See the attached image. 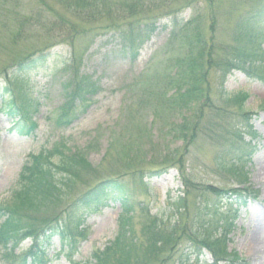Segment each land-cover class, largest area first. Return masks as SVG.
<instances>
[{"label": "rangeland", "instance_id": "obj_1", "mask_svg": "<svg viewBox=\"0 0 264 264\" xmlns=\"http://www.w3.org/2000/svg\"><path fill=\"white\" fill-rule=\"evenodd\" d=\"M130 1L112 0L115 11L101 15L92 24L75 15L60 0H0V75L15 63L41 51L57 53L60 65L52 64L47 71L49 76H37L29 83L35 86L33 96L41 91L40 99L44 103L34 135L9 132L11 121L0 112V202L10 197L29 154L51 149L61 140H67V148L72 151L75 147L83 150L97 168L93 175L85 177L84 182L89 187L99 178H116L119 174L130 183L144 174L149 177L157 170L172 167L151 180L149 193L139 190L133 195L136 213L132 226L140 240H145L141 229L150 218L140 212L141 208L149 207L153 214L170 216L172 202H176L184 190L181 177L192 180L195 185L188 200L189 211L182 215L194 214V206L202 200L200 194L206 193L203 198L214 201V195L208 193L204 184L225 190L240 185L219 162L228 158L232 136L237 129L243 127L244 130L246 118L235 105L226 102L221 93L228 91L234 95L246 91L250 97L245 110L254 112L251 123L262 136L253 162L249 164L250 183L260 194L242 209L230 236L229 250L239 252L248 264H264V83L234 72L224 85L220 64L200 65L210 57L220 61L222 54L230 56L241 43L235 39L236 35L244 30L251 37V32L257 29L264 32V0H144L146 6L140 12L124 15L122 8ZM171 11H176L180 20L195 17V21L174 36L168 16ZM151 21H156L159 28L136 61L129 59V53H112L124 49L121 30L125 29L126 34L129 30L137 33ZM116 22L120 25L118 31L111 28ZM248 23V27L245 26ZM165 25L168 26L163 27ZM90 29L93 31L87 33ZM255 36L257 34L251 39L246 37V42L254 43ZM262 44L264 47V40ZM72 56L77 60L76 71L64 67V62ZM182 59L192 61L195 75L192 78L198 85L193 94L197 99L191 103V109L182 115V109L177 110L178 113L175 110L163 112L152 103L139 105L147 95L143 89L149 82L167 98H172L176 91L186 90L181 82L176 84L178 76L181 80L186 75L180 69ZM84 73L95 76L103 89L85 112V104L75 103L80 118L74 124H58L62 107L79 92V89L71 90L77 85L73 77H83ZM225 86L227 91L223 90ZM208 87L212 89L209 97L213 105L206 107L202 105L200 93L208 91ZM86 89L83 88V92ZM70 115L77 114L73 110ZM195 124L198 125L196 130L191 131ZM85 190L86 187H81L72 200ZM119 211L120 203L112 202L111 207L101 213H88L83 224L88 236L81 240L74 260L58 251L49 264H86L83 261L94 248H102L114 239ZM172 219H177V215ZM187 237L192 240V236L183 235L180 251L166 247L152 264H176L186 247L189 253L195 254L192 264H211V256L206 252L200 255ZM28 245L23 244V248Z\"/></svg>", "mask_w": 264, "mask_h": 264}, {"label": "trees", "instance_id": "obj_2", "mask_svg": "<svg viewBox=\"0 0 264 264\" xmlns=\"http://www.w3.org/2000/svg\"><path fill=\"white\" fill-rule=\"evenodd\" d=\"M60 1L74 12L75 15L80 18L82 17L86 21H90L92 24L97 22L102 16L111 14L115 11L116 7L112 0ZM153 1L154 0H151V2ZM145 6L144 0H131L130 3L122 8V13L132 16L144 9ZM175 12L171 11L170 15H168L170 16L171 27L173 28L172 35L174 36L178 33L175 32V30L182 33L195 21V17L194 19L191 17L188 20H180ZM247 21L250 22L249 20ZM117 24L119 23L116 22L111 25V28L115 31H118L120 27V25ZM168 25L163 27H167ZM158 28L159 25L156 21H151L143 25L142 28H139L137 33H135L134 30H129V34H126L125 29L121 30L124 50L127 53L130 52L132 58L135 59L139 54V50ZM92 31L93 29H90L87 33ZM244 31L245 32L236 35L235 39L241 43L235 46V51H232L231 56L228 54L226 57L218 55L220 61H215L214 57L211 58L209 56V60L200 63V65L206 64L208 66L209 62L220 64L217 66L223 69L224 81L227 75L234 69L248 73L252 72V74H255V72L264 74V70L261 67V62L264 61L262 57L263 53L260 52L262 48L257 43V37L255 36L256 40L254 39V43L248 44L246 42V37L251 39L253 36L251 37L246 30ZM92 34H94V32ZM46 58L47 56L34 58V54L29 55L23 60L15 63L13 65L14 68H12L13 71H11V68H7L0 75L6 83V85L3 86L0 81V96L4 95V97H6L8 95V97H10V100L6 103V106L11 110L10 114L17 115V112H19L24 115L27 120L31 119L29 111L30 108L33 107V102L26 90L27 78L31 71L39 69L41 63L46 61ZM191 62L189 63L185 59L180 61L182 74L185 73L186 75L181 77V80L178 76V82L176 84H180L181 82L182 87L186 88L185 91H176L172 98H167L159 94V91L154 90L156 86L153 82H149L147 88L145 87L143 89L147 92V95L145 99L140 101L139 105L144 102L152 103L157 108L159 107L162 109L163 112L168 110H175L176 112L182 109V115H184L188 109H191V103H195L197 99L196 95L193 96L194 91H196L197 83L196 80L192 78V76L195 75L193 73V63ZM67 63L68 61L65 62V67H69ZM72 64V70L76 71L74 66L77 67V60H75V58ZM84 76L81 77L77 75L74 78L73 82H77V89L88 88L86 90H93L95 92L97 90L95 83L91 81L90 78H87L88 75L84 74ZM207 90L208 91L204 93H200L203 96V98L200 99L203 101L202 105L205 104L206 107L213 105V99L209 97L212 89L208 87ZM14 91L18 93L22 103H24L23 107L22 104L19 105L20 110L13 109V101H11L13 96H11V94L14 93ZM221 94V96L224 97L225 94ZM244 95L245 94L239 93L233 96H226L224 100L231 102L233 105L243 110L242 102L245 99ZM71 108V102H68L67 105L62 107V113L59 116L60 122H63L65 119H70ZM243 115L247 114L243 113ZM34 125L33 123V126ZM197 126L198 125L195 124L191 131L196 130ZM252 134L255 135V132H252ZM240 138L235 136L233 140V146H235L236 150L240 153L237 154L235 159L233 158L230 163L224 160L220 162L221 167L239 178L243 177V171L238 168L239 164L237 161L243 159L242 150H244H241L240 146H238ZM97 139L99 140V138ZM55 159L57 161H55ZM180 168L182 169V166H180ZM96 171L97 168L94 167L89 161L86 153L79 147H75V151H72L71 148H67V150L66 148H57L54 152H49L48 155L41 153L38 156H33V161L26 165L18 185L13 190L10 198L0 203V217L5 218L0 226V245L5 249L3 260L8 264H28V252H24L26 253L24 255H18L16 253L19 243L24 238L31 236L32 238L39 237L40 239L45 236L47 239L45 240V237L43 239V248L49 239V237L46 236L47 232L54 228L46 223L47 220H49L48 216L52 212L54 213L57 211L66 200L77 195L81 187H86L84 192L88 191L80 197L79 201L81 203H98L104 205L105 203L103 201L108 199L106 195L111 189L110 185L114 186V184H117L115 187L121 192L123 204L118 234L115 240L104 250L93 253V264H152L159 259L160 254L165 252L164 248L172 246V248L176 249L178 247L180 243L178 239H181L180 234L192 236L193 243L201 244L203 245L202 247L211 251L215 260L218 262L223 260H229L231 262L238 259L236 254L232 255L227 251L226 235L219 237L220 233H218V230L223 227L224 215L222 211L213 206L214 204H207V201L202 200L199 203L197 212H194L192 215L189 213L182 215L184 211H188V205L186 203L187 198L184 195L190 197L191 194H189V192H194L195 185L191 180L183 178L188 188L187 194L184 192V195L178 197L176 202L172 204V215L176 214L177 219L173 220L171 218L169 222L166 223L163 216L160 217L155 215L148 217L150 218L149 223L147 225L145 223L144 227L141 229L145 240L139 241L134 235L135 230L132 226L134 209L132 202L129 201V197L131 196L129 184L123 180L124 176L117 174L116 176L118 177L116 178H113L114 176L99 178L93 186L89 187L84 182L85 177L93 175ZM119 179H122L120 183L114 182ZM139 181L141 184H145L141 178H139ZM138 185L139 183L135 185V188H137ZM207 189L213 195L220 196L219 192H221V190L214 186H207ZM72 212L73 211H71L68 216ZM81 222L82 217L76 214H71L68 219V223L73 229L70 234L73 236L74 242H76L78 236L83 235V232L79 231ZM187 238L189 239V237ZM45 253V249H41L36 253L35 260H42L45 257ZM33 254L34 253H31V255ZM181 264H185V262Z\"/></svg>", "mask_w": 264, "mask_h": 264}]
</instances>
